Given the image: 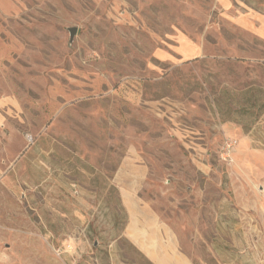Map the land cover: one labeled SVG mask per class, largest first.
Segmentation results:
<instances>
[{
  "label": "rangeland",
  "instance_id": "374dc122",
  "mask_svg": "<svg viewBox=\"0 0 264 264\" xmlns=\"http://www.w3.org/2000/svg\"><path fill=\"white\" fill-rule=\"evenodd\" d=\"M0 264H264V0H0Z\"/></svg>",
  "mask_w": 264,
  "mask_h": 264
},
{
  "label": "water",
  "instance_id": "95a60500",
  "mask_svg": "<svg viewBox=\"0 0 264 264\" xmlns=\"http://www.w3.org/2000/svg\"><path fill=\"white\" fill-rule=\"evenodd\" d=\"M69 32H70V41H72V39H73V35H74V32H75V29H74V28H71V29L69 30Z\"/></svg>",
  "mask_w": 264,
  "mask_h": 264
},
{
  "label": "built area",
  "instance_id": "2783aa9c",
  "mask_svg": "<svg viewBox=\"0 0 264 264\" xmlns=\"http://www.w3.org/2000/svg\"><path fill=\"white\" fill-rule=\"evenodd\" d=\"M230 147V145H227V148Z\"/></svg>",
  "mask_w": 264,
  "mask_h": 264
}]
</instances>
